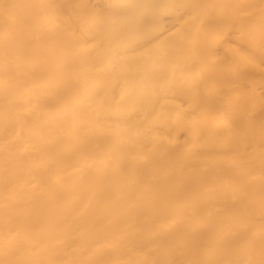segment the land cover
<instances>
[{
	"label": "bare ground",
	"instance_id": "obj_1",
	"mask_svg": "<svg viewBox=\"0 0 264 264\" xmlns=\"http://www.w3.org/2000/svg\"><path fill=\"white\" fill-rule=\"evenodd\" d=\"M0 264H264V0H0Z\"/></svg>",
	"mask_w": 264,
	"mask_h": 264
}]
</instances>
